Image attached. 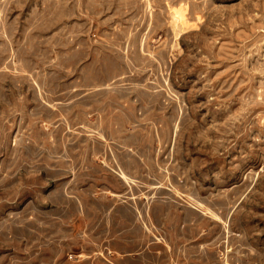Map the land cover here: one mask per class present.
Returning a JSON list of instances; mask_svg holds the SVG:
<instances>
[{
	"label": "rangeland",
	"instance_id": "374dc122",
	"mask_svg": "<svg viewBox=\"0 0 264 264\" xmlns=\"http://www.w3.org/2000/svg\"><path fill=\"white\" fill-rule=\"evenodd\" d=\"M0 264H264V0H0Z\"/></svg>",
	"mask_w": 264,
	"mask_h": 264
},
{
	"label": "bare ground",
	"instance_id": "6f19581e",
	"mask_svg": "<svg viewBox=\"0 0 264 264\" xmlns=\"http://www.w3.org/2000/svg\"><path fill=\"white\" fill-rule=\"evenodd\" d=\"M175 24H176V20H174V24H172V25H173V28L178 29L177 26H176ZM178 33H179V32H178ZM178 33H177V34H178ZM175 34H176V33H175ZM199 206H200V205H199Z\"/></svg>",
	"mask_w": 264,
	"mask_h": 264
}]
</instances>
